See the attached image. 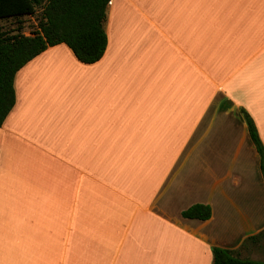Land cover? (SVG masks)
<instances>
[{
  "label": "crops",
  "instance_id": "crops-1",
  "mask_svg": "<svg viewBox=\"0 0 264 264\" xmlns=\"http://www.w3.org/2000/svg\"><path fill=\"white\" fill-rule=\"evenodd\" d=\"M106 32L95 64L61 44L16 75L0 128V264L250 252L264 178L241 110L264 144V0H112ZM197 204L209 220L183 217Z\"/></svg>",
  "mask_w": 264,
  "mask_h": 264
},
{
  "label": "trees",
  "instance_id": "trees-1",
  "mask_svg": "<svg viewBox=\"0 0 264 264\" xmlns=\"http://www.w3.org/2000/svg\"><path fill=\"white\" fill-rule=\"evenodd\" d=\"M111 2L112 0H0V20H21L26 16L33 17L38 11L42 13L37 29L31 32V36L22 33V29L15 35L0 29V128L16 105V75L34 58L61 44L67 45L83 64H95L104 57L108 47L106 21ZM241 116L260 155L264 178V144L249 113L242 109ZM183 217L207 221L212 217V208L197 204L185 210ZM262 235L249 242L258 241ZM245 246L236 251L213 248V264H264L245 257Z\"/></svg>",
  "mask_w": 264,
  "mask_h": 264
},
{
  "label": "rangeland",
  "instance_id": "rangeland-1",
  "mask_svg": "<svg viewBox=\"0 0 264 264\" xmlns=\"http://www.w3.org/2000/svg\"><path fill=\"white\" fill-rule=\"evenodd\" d=\"M41 15V11H38L37 14L33 17L28 16L21 20H0V29L1 31L6 32L10 35L17 34L19 32V29H22V33H31L37 29ZM245 257L264 262V234L257 242V244H255V247L251 249L250 252L245 253Z\"/></svg>",
  "mask_w": 264,
  "mask_h": 264
}]
</instances>
